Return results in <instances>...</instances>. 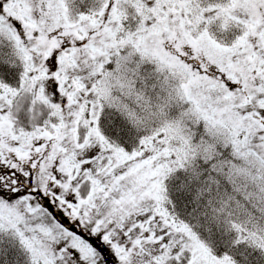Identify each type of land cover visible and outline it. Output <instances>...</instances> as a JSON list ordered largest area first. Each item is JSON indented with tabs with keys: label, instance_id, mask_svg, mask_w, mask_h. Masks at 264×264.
I'll return each instance as SVG.
<instances>
[{
	"label": "snow or ice",
	"instance_id": "1",
	"mask_svg": "<svg viewBox=\"0 0 264 264\" xmlns=\"http://www.w3.org/2000/svg\"><path fill=\"white\" fill-rule=\"evenodd\" d=\"M0 264H264V0H0Z\"/></svg>",
	"mask_w": 264,
	"mask_h": 264
}]
</instances>
